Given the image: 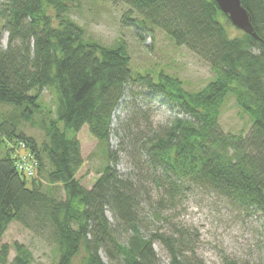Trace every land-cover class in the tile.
I'll return each instance as SVG.
<instances>
[{
    "label": "trees",
    "instance_id": "obj_1",
    "mask_svg": "<svg viewBox=\"0 0 264 264\" xmlns=\"http://www.w3.org/2000/svg\"><path fill=\"white\" fill-rule=\"evenodd\" d=\"M78 1L0 0V29L9 35L7 48L0 50V104L33 121L41 111V90H50L56 102L41 146L17 131V116L0 119V147L5 149L0 159V241L11 223L21 221L50 230L56 264H163L156 243L168 251L167 264H190L187 255L194 257L196 251L184 229L143 231L139 191L112 165L115 156L109 148L93 188L82 186L77 174L84 159L77 134L87 126L107 145L128 90L143 86L185 116H175L142 147L156 183L170 194L186 185L209 190L264 218V0H241L256 37L243 31L231 37L227 24H233L214 0H115L129 7L122 22L135 28L140 41L150 27L157 28L209 64L212 76L196 91L186 90L183 80L163 69L155 75L134 71L125 39L109 46L88 36L69 17ZM230 96L251 120L247 135L220 128L221 109ZM20 143L36 155L38 177L18 171L15 149ZM56 186H62L64 199L54 195ZM13 248L16 256L10 262L12 247H0V264H33L25 245L16 242Z\"/></svg>",
    "mask_w": 264,
    "mask_h": 264
},
{
    "label": "rangeland",
    "instance_id": "obj_2",
    "mask_svg": "<svg viewBox=\"0 0 264 264\" xmlns=\"http://www.w3.org/2000/svg\"><path fill=\"white\" fill-rule=\"evenodd\" d=\"M129 7L115 0H79L71 6L70 19L82 26L87 35L105 45H113L123 38L129 44L131 68L136 72H157L161 69L184 82L188 91L202 89L210 80L212 72L208 63L189 50L178 47L165 32L150 27L144 34V41L136 37L134 27L123 24L122 18ZM231 37L241 36L242 31L227 24ZM8 33L0 29V50L8 45ZM155 75V73H154ZM40 110L33 121L19 118V111L0 104V119L17 116V131L33 138L38 146L47 141L45 123L55 118L56 102L48 89L41 90ZM171 104L163 97L152 94L143 86L130 88L118 107L112 122L107 145L101 144L85 126L77 137L81 142L83 167L77 174L82 186L92 189L107 163L106 149L115 160L112 165L125 178L130 179L139 191L143 219V231L151 235L160 231L171 233L184 229L194 242L195 256L188 253L190 264H264V218L258 213L239 207L231 200L212 191L193 186L181 187L176 194H170L163 184L155 181L148 158L141 154L142 147L155 139L166 128L176 114ZM220 128L225 133L247 135L251 120L236 105L233 96L225 101L219 118ZM63 129V126H61ZM69 132V136H73ZM5 149L0 147V159ZM47 171L51 169L46 161ZM46 173L42 180L46 183ZM29 187H31L29 179ZM54 195L65 198L62 186L54 187ZM111 223L115 220L110 212ZM25 245L33 255V264H56L58 253L49 229L37 226L26 227L23 222L10 224L0 241L12 247L9 261L16 256L13 245ZM161 262L167 264L169 255L166 248L155 244ZM103 260L108 258L101 252Z\"/></svg>",
    "mask_w": 264,
    "mask_h": 264
},
{
    "label": "water",
    "instance_id": "obj_3",
    "mask_svg": "<svg viewBox=\"0 0 264 264\" xmlns=\"http://www.w3.org/2000/svg\"><path fill=\"white\" fill-rule=\"evenodd\" d=\"M234 27L256 37L250 15L241 0H214Z\"/></svg>",
    "mask_w": 264,
    "mask_h": 264
},
{
    "label": "built area",
    "instance_id": "obj_4",
    "mask_svg": "<svg viewBox=\"0 0 264 264\" xmlns=\"http://www.w3.org/2000/svg\"><path fill=\"white\" fill-rule=\"evenodd\" d=\"M16 167L29 178L38 177L39 161L36 155L27 147L25 143H20L15 149Z\"/></svg>",
    "mask_w": 264,
    "mask_h": 264
}]
</instances>
